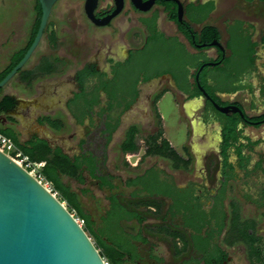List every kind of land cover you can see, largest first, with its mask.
I'll return each instance as SVG.
<instances>
[{"label":"trees","instance_id":"obj_1","mask_svg":"<svg viewBox=\"0 0 264 264\" xmlns=\"http://www.w3.org/2000/svg\"><path fill=\"white\" fill-rule=\"evenodd\" d=\"M157 3L163 8L166 18L175 22L178 30L190 45L194 42L208 43L212 39H221L220 29L210 22L206 23L209 13L215 7L214 0L205 2L196 0L185 3V18L181 22L176 21L177 5L172 0H158ZM40 16L41 8L37 4L36 18L28 40L23 48L17 49L10 55L7 65L0 70V80L22 58L31 44L38 28ZM156 19L157 12H154L150 18H139L147 32L145 44L143 47L131 50L129 58L125 62L115 63L112 78L108 79L104 74L90 70L88 66L76 71L79 89L74 93L69 104L75 105L76 118L79 123H82L85 118H89L90 122L94 123L92 115L97 116L101 125L99 134L103 136L106 145L111 141L113 132L120 125L122 114L132 106L139 96L138 85L140 82H147L163 74H170L177 87L188 94V98L200 95L201 91L197 82L191 83L189 79L191 78L193 81L194 75L206 59L191 62L187 60L184 56L187 53L184 46L179 44L176 38L165 36L158 29ZM194 24H201V28L197 30ZM227 32L226 48L230 54L224 58H221L222 55H220L217 58L220 64L204 68L198 78L200 85L214 97L218 104H225L227 101H222L216 95L217 92L231 94L245 87L253 90L252 85L240 80L243 75H249L255 68L256 50L255 42L251 40V33L244 30L243 22L240 20L230 25ZM170 42L181 46L182 57L177 63L180 70H171L164 65L158 67L157 61L149 53V46L153 47L161 43L162 46H165ZM48 43L53 50L58 46L53 32L48 35ZM135 54L138 55L135 56ZM146 57L151 62L149 66L148 63L144 65L142 62L136 61ZM235 57L244 58L246 63L244 68L242 67L239 71L230 68ZM62 60L58 56H54L53 61L43 57L33 69L26 70L22 66L14 75L17 74L23 83L30 84L38 76L55 72L57 62H62ZM190 69L194 71L190 73ZM208 73L213 77L211 83L206 82L205 79ZM91 78H96L97 81L89 86ZM2 87H0V91ZM101 91L106 94V100L102 103L99 96ZM165 91V88H161L152 97L154 129L142 136L146 145L143 157L155 156L164 159L169 169L173 171H189L192 168L193 158L188 148L184 146L185 153L179 154L163 136L161 116L157 110L156 102ZM14 103V96L3 95L0 98V112H8ZM207 106L213 115L209 118L204 117V121H217L220 124L223 165L229 167L225 156L228 155V148L233 146L235 154L239 156V167L245 168L249 156H245L244 150H252L261 139L254 140L243 133L244 128L240 127V123L244 124L243 119L238 114L219 112L210 103H207ZM40 121L56 128V130H60L64 126L63 122L56 118L43 117L40 118ZM140 131L136 123H131L124 129L117 146L120 153L124 155L137 152L136 137ZM0 132L9 137L16 148L22 154H26L30 160L44 162L40 167V173L50 183L53 190L57 191V198L65 203L66 209L73 212L74 216L82 221V227L108 264H142L138 243H149L144 232L150 236L158 234L170 238L171 249L175 255L185 253L189 247L194 248L204 264H224L227 260L228 248L241 243L245 246L248 264H257L262 261L261 250L255 246V243L260 239L255 234V224L252 220L241 217L240 205L233 198L224 205L225 195H219L217 206L214 209L215 213L211 215L203 208L199 201L200 197L192 195L191 188L183 191L177 189L172 176L155 165L121 178L120 175L107 170L105 155L84 147V140L79 143V152L69 155L60 146L51 145L45 139L33 136L22 141L18 132L11 127L0 125ZM123 164L130 168L127 162L123 161ZM258 166L259 162L256 163V167ZM225 174L228 178L227 172ZM64 179L73 180L78 187L72 188ZM87 179L93 181L100 190L107 192L108 204L103 209L99 208L102 212L96 214L97 217L90 212L89 208H86L84 199L88 200L89 196L92 198L89 188L85 186ZM125 188L130 189L128 194L124 193ZM164 198L171 199L169 207H166ZM148 216H153L159 222L147 224ZM177 216L180 218L177 219L178 221H174ZM187 229L190 231L188 234L186 233ZM178 241L181 246L177 244ZM179 264L190 263L184 260Z\"/></svg>","mask_w":264,"mask_h":264},{"label":"rangeland","instance_id":"obj_2","mask_svg":"<svg viewBox=\"0 0 264 264\" xmlns=\"http://www.w3.org/2000/svg\"><path fill=\"white\" fill-rule=\"evenodd\" d=\"M188 2L189 0H182ZM83 0H59L52 7L49 14L46 31H43L41 39L32 52L29 59L23 65L24 69H33L40 61L41 58L48 55H58L66 60L65 66L60 70L59 76L66 74L67 72H73L77 67L81 65L86 57L96 49V44L98 46V59L102 66H105L104 60L102 59L103 51L112 50L116 54H120L123 51V41L121 38L125 37L123 32L119 31L121 23L124 21V14H129L132 17L133 22L136 24L130 29H137L141 33L142 29L139 28L137 17L145 15L143 13L133 10L130 1L124 0V7L122 13L113 18L109 25L96 26L89 22L84 10H83ZM113 0H98V8L101 6L112 5ZM32 0H0V68L7 61V55L10 50L17 45H23L26 40L30 24L33 20V15L31 13ZM215 9L208 15L207 22L216 25L221 31V41L223 42L227 37L226 26L232 18H237L239 12L242 13L241 8H243L240 0H215ZM156 7V6H155ZM154 7V8H155ZM32 15V16H31ZM2 18V19H1ZM185 18V17H184ZM163 21V24H162ZM118 22V25H116ZM130 24V23H129ZM196 29L200 28V25L194 24ZM160 28L167 32L173 33L179 36L183 44L191 49L186 38L177 30V27L168 21L165 14L161 11L160 18ZM44 29V30H45ZM50 32L57 35L58 46L56 50H53L51 45L48 43V35ZM264 36V33H262ZM127 38V35H126ZM141 40H135L132 42L131 46H138ZM112 47V48H111ZM149 53L157 61L158 67H168L171 70H175L178 67L177 63L181 60L180 47L172 42L162 46L157 44L155 46H149ZM257 65L259 67L258 73L252 75V81H254V91L257 92L258 84H260L261 77H264V48L259 49L257 47ZM216 52L214 49L206 50L204 53L199 55H185L186 59L195 61L198 59H206L214 57ZM230 54V51H227ZM138 54H135V56ZM238 57V56H237ZM235 57L230 68L239 71L245 66L244 58ZM37 78V77H36ZM35 78V79H36ZM34 79V80H35ZM163 85L161 88H167L173 93H176L173 89L172 83L168 79L163 80ZM7 86H12L16 91L22 94H29V90L17 79V74L14 75L7 83ZM5 85V86H6ZM4 86V88H5ZM67 85H60L61 98L64 97L65 92H67ZM139 88L141 90L140 97L138 101L132 106V108L122 114L121 124L118 130L114 133V136L107 147L102 148V143L104 140L99 136L98 131L100 123L95 117V122L93 127L90 128L88 124L81 126L77 124L65 123L63 129L59 131L62 139L59 141L64 149L72 153L77 150L78 137L86 140V147H90L99 154L106 156V168L108 171L120 175L119 177L125 178L134 172H140L141 170L155 165L164 170L167 174L172 175L177 184H184L188 180H194L196 182H203V175L200 170L193 171H173L170 170L166 160L155 157V156H145L143 157L145 151V144L142 140L147 132L152 131L154 127L148 128V118L146 111L152 110V97L149 101L146 99L147 94H153L159 87L157 83L153 80L145 84H140ZM172 92H167L163 94L157 102V110L161 116V123L163 128V136L166 137L171 145L179 152L182 150V146L189 144L192 139L195 142L196 151H201L202 149H208V152L213 150L217 145L216 141L219 137L218 125L216 123L210 124L208 126L203 125L198 120V113L193 110L196 103L187 101L182 105L183 97L181 94H173ZM175 98L179 102L178 109L176 108L174 102ZM220 98L222 101L235 100L241 102L245 111L250 115H257L264 112V102L261 101L260 97L254 96L250 98L246 92L240 91L234 95L221 94ZM255 102L256 106L251 107L249 102ZM196 114L193 119L190 118V114ZM192 120V126H190V121ZM131 123L138 124L140 128V134L137 136L138 150L134 154H124L122 155L118 150V142L120 141L123 130L126 126ZM187 129V131H186ZM90 132V133H89ZM246 134L252 139H264V124L260 126L246 125ZM72 134V135H71ZM71 137L66 139L67 136ZM197 142V143H196ZM191 143V141H190ZM195 159V158H194ZM123 161L127 162L130 168L123 164ZM134 168V169H131ZM210 178V177H209ZM68 182L72 188H77L78 185L73 180L64 179ZM247 181V183H245ZM211 184L210 182H208ZM90 190V195L86 201V208H89L90 212L95 216L102 212L99 208H105L108 204L106 200L107 192L100 190L96 184L87 179L85 184ZM248 187V188H245ZM248 189V190H247ZM260 189L264 190V172L257 171L251 174L248 178L242 179V181H237L230 184V194L229 197L241 199L243 194L248 193L249 195H255ZM130 189L125 188L124 193L128 194ZM254 197V196H253ZM255 198V197H254ZM165 200V199H164ZM167 202V200H165ZM240 206L241 217L252 220L255 224L256 235L260 239L255 243V246L261 250L262 261L257 264L264 263V206L259 207L249 201L242 199ZM73 214V212H71ZM74 215V214H73ZM97 217V216H96ZM177 220V219H176ZM178 221V220H177ZM256 221V222H255ZM159 221L153 216H148L147 224L158 223ZM82 225V224H81ZM145 236L149 239L148 244L138 243V251L141 257L142 264H172V256L169 254V239L163 237L162 235H149L145 233ZM152 246V247H151ZM244 244L234 245L228 248L229 255L232 257L233 261L226 264H248V259L245 255V249H243ZM152 248V249H150ZM263 262V263H262Z\"/></svg>","mask_w":264,"mask_h":264},{"label":"water","instance_id":"obj_3","mask_svg":"<svg viewBox=\"0 0 264 264\" xmlns=\"http://www.w3.org/2000/svg\"><path fill=\"white\" fill-rule=\"evenodd\" d=\"M38 1L41 16L35 36L22 58L0 80V87L26 63L41 39L55 0ZM129 1L135 9L144 12L157 0ZM172 1L177 5L176 21L181 22L184 19V4L182 0ZM97 3L98 0H84V12L97 26L108 24L124 7V0H114L113 9L97 17L94 14ZM192 45L196 48L215 46L223 52L222 57L225 56L223 45L217 39H212L208 44L194 42ZM219 62L208 60L201 64L194 75L200 91L208 99L211 98L198 82V73L204 66H214ZM211 101L219 112L238 113L249 121L238 105H221ZM259 122H264V118L253 123ZM66 208L63 201L0 150V264H105L77 217Z\"/></svg>","mask_w":264,"mask_h":264},{"label":"flooded vegetation","instance_id":"obj_4","mask_svg":"<svg viewBox=\"0 0 264 264\" xmlns=\"http://www.w3.org/2000/svg\"><path fill=\"white\" fill-rule=\"evenodd\" d=\"M57 1H59V0H55V2L52 4V7L57 3ZM157 1L152 5V7L148 11H144V12L135 9L132 6L131 2H130V4H131L133 10H135L137 12H140V13H143V14L147 13L146 16H141V17L150 18V17H152V15L154 14V12H157V19H156L155 22L157 24L158 29L162 32V29L160 28L161 5L158 4ZM83 2H84V0H83ZM37 4L40 5V3H39L38 0H32L31 13L33 15V20H32V22L30 24V28L28 30V34H27V37H26L25 42L23 43V45H17L14 48H12V50H10V52L7 55V58H6L7 61L5 62V64L0 69H3L6 66V63L8 62L10 55L14 51H16L17 49H19L21 47L23 48V46L27 42L28 37H29L30 32H31V29H32V26H33L32 24L34 23L35 18H36V7H37ZM113 6H114V0H113L112 5H109L108 7L107 6H104V7L101 6V7L98 8V3H97L96 8L94 9V14L97 17H102V16L106 15L107 13H109L113 9ZM52 7H51V10H52ZM83 10H84V3H83ZM162 11H163V8H162ZM121 13L122 12H120L119 14H117L113 18L118 17ZM163 13H164V11H163ZM123 17H124L125 22L130 23V24L133 22L132 17L129 16L128 13L127 14H124ZM139 18L140 17L137 18V22L140 25L141 23L139 21ZM87 19L89 20V22L92 23V21L88 17H87ZM111 20L109 21L108 24H106V26L110 24ZM92 24H94V23H92ZM198 25H200V28H201V24H198ZM119 31L123 32V30H121V29ZM146 33H147L146 30L142 32V39H141L140 47H143V45L145 44L146 35H147ZM137 34L138 35H141V33L138 32V31H137ZM55 38H56V40L58 42V38L59 37L56 34H55ZM227 38H228V36L226 37V39L223 42L221 41V39L218 40L223 45V48H224V51H225L224 52L225 53V56L224 57H226L228 55L227 54L228 49L226 48V40H227ZM178 41L180 42L179 39H178ZM206 44H208V43H206ZM98 46H99V44H96V49L93 52V54H90L89 57H86L83 61H81V65L79 67H77L73 71V75L69 77V81H70V83L72 84V86L75 89L74 91H77L79 89V84H78L77 78H76V71L77 70L83 68L84 66H88V68L90 70H93L96 73L104 74V76L109 79V78H112V72H113V67H114L115 63L116 62L123 63V62H125L129 58L130 52H128L126 55H123L120 58H116V57L113 56V53H111L110 51H107L106 50V51H103V55H102V59L104 60L103 62L105 64V66H102L101 63H100V61H99V59H98V55H97L98 52H99L98 51L99 50L98 49ZM191 47L193 48V50L195 52L188 50L187 47L184 46L186 52L188 53V54L186 53V56L187 55H197V54L199 55L200 53L202 54L206 50H208V48H213L214 51L216 52L215 56L212 57V59H208V60H217V58L220 55L223 56V52L220 51L215 46H209L208 45V46H205V47L196 48L193 45H191ZM180 52H181V48H180ZM222 56H221V58H224ZM58 57H60V56H58ZM136 61H139V63L142 62V63H144V65H146V63H148V66L151 64V62L149 61V59L147 57L146 58H141V59L139 58V60H136ZM205 62H208V61H205ZM205 62H203V63H205ZM65 64H66V60L63 59L62 62H57L56 68H58L59 70H61L65 66ZM219 64H220V62L217 65H219ZM177 66L178 67H176V70L177 69L180 70L179 65H177ZM208 66H212V65H208ZM208 66H204L201 69V71L204 68H207ZM214 66H216V65H214ZM201 71H199V73ZM253 71H251L249 73V75H247V74L243 75V77H241L240 80L241 81H244L245 83L250 84V85H252L254 87L255 84H254V81H252V73H253ZM199 73H198V78H199ZM163 75H165V74H163ZM163 75L159 76L158 78L151 79V80H149L147 82H140L139 85L140 84H145V83H148V82L154 80L157 83L158 87H159L158 90H160L161 89V86L164 84L163 83V78H162ZM205 79H206V82L211 83L212 80H213L212 74L208 73V75L205 76ZM96 81H97L96 78H91V79H89V84L88 85L89 86H92V84H94ZM260 81L261 82H260V84H258V87H257V89H258L257 92H255L254 89L252 91H250L248 89V87H245V88H241L240 90H238V91H236L234 93L228 94V95H234V94H236V93H238L240 91H244V92L247 93L248 96H250V98H253L254 96L260 97L261 101L264 102V92H263L264 79L263 80H260ZM193 82H196L194 80V78H193V81H191V83H193ZM198 82H199V79H198ZM139 85H138L139 96L136 98V100L132 104V106L138 101V99L140 97L141 90L139 88ZM204 90L206 91V89H204ZM156 92H154L153 94H147L146 95L147 101H149L151 99V97H153V95ZM206 93L208 94V96L211 99H208L205 95L202 94V92H200V95L199 96L191 97V99L194 100L195 102H199V104L195 108L196 109V112L198 113L197 117H198L199 122H201L205 126H208L210 124L212 125V124L216 123L218 125V132H219V137L217 138V141H216L217 145L213 148V150H211L206 155H204V156H202L200 158V166L199 167L196 166V161L194 162V159H193V163H192L191 170H192V172L193 171H196V169L197 170H200V172H201V174L203 175V178H204L203 179V182H196L194 180H188L184 184H180L179 185V184L176 183L175 178L172 175L171 176H172V178L174 180V185H175V187L177 189H179V190L181 189L183 191L184 189L185 190H188V189L191 188L193 190L192 191V195L193 196H196V197H200L199 198V201L202 204L203 208L205 210H207V212H210L211 215L212 214L214 215V213H215V210L214 209L216 208L215 206H217L216 205V202H218L219 195H221V194H224L225 195V199L223 200L224 205L228 203V200L229 199H232V197H229V194H230V184L231 183H235L237 181H242V179L248 178L251 174H253V173L257 172V171L264 172V139L263 138L262 139L260 138L261 141L258 144H256L252 148V150H249V149H245L244 150L245 156H249V159H248V163L246 164V167L245 168H242V169L239 167V156L235 154L234 147L233 146H230L228 148V155L225 156L226 157V162L229 164V167H225L223 165V161H224V158L223 157L224 156L221 153L220 124L217 121H210V122H205L204 121V117H208L209 118V117H211L213 115V113L211 112L210 108L207 106V103H210L212 105V101L211 100L216 101L214 99V97L210 93H208L207 91H206ZM221 94H227V93H218V92L216 93V95L219 96V97H220ZM99 96H100V99H101V103L106 100V94H105V92H102L101 91L99 93ZM249 103H250V105H251L252 108H254L256 106L255 102H253V101L252 102H249ZM225 104H235V105H238L239 107L242 108L243 112H245V117L248 118L249 121H247L244 118H242L244 124L240 123V127L243 126V128H244V130H243V133L244 134H246V132H245V126L246 125L260 126V125L264 124V122H259L257 124H254L253 123V122H256V121H261L264 118V112H261V113H259L257 115H250V114H248L245 111V109H244L243 105L241 104V102L239 103V102H237L235 100H227V103H225ZM221 105H224V104H221ZM132 106L128 110H130L132 108ZM8 112L10 114L18 113L22 117H25L27 119H32V121H34V122H36V120L38 118V116L35 113V110H33L32 108L27 107L25 105V102L22 99H20V98H18L17 101L15 100L14 106ZM229 113H232V112H229ZM146 114H147V118H148V128L154 127V118H153V112H152V110L148 108V110L146 111ZM233 114H238V113H233ZM239 116H241V115H239ZM252 116H257L258 118L251 119L250 117H252ZM260 116H262V117H260ZM121 120H122V116H121ZM121 120H120V124H121ZM250 121H252V122H250ZM0 123L3 124V122H2L1 119H0ZM189 124H190V126H192V124H193L192 123V120L190 121ZM119 126H118V128H119ZM118 128L113 132L112 137L114 136V133L118 130ZM149 132H147V133H149ZM21 134H23V133H21ZM136 143H137V140H136ZM102 145H103V143H102ZM257 162H259V166L258 167H256V163ZM158 168L160 169V167H158ZM226 172L229 175L228 178H227V176L225 174ZM168 175H170V174H168ZM208 182H210L211 184H209ZM245 183H247V181ZM245 188H248V187H245ZM164 199L167 200L166 207L167 206L169 207V205L171 203V199H169V198H164ZM233 199L240 206H241V202L240 201H242V199H244L245 201H249V202H252L254 204H257L259 207H263L264 206V190L263 189H260V191L258 193H255V195H253V194L252 195H249L248 193H245V194H243V196H242L241 199H236V198H233ZM175 218L179 219L180 217L177 216ZM231 247H233V246H231ZM243 249H245V246L243 247ZM228 259H229V252H228V256H227V260Z\"/></svg>","mask_w":264,"mask_h":264},{"label":"crops","instance_id":"obj_5","mask_svg":"<svg viewBox=\"0 0 264 264\" xmlns=\"http://www.w3.org/2000/svg\"><path fill=\"white\" fill-rule=\"evenodd\" d=\"M189 1H196V0H189ZM199 1L205 2L207 0H199ZM240 1H241L242 6H243V8H241L242 13L239 12V15L237 18H232V20H230L228 22V24L226 26V31H227V28L230 25H233L235 21L240 20L241 22H243L244 30L246 32L251 33V40L253 42H255V50H256V59H255L256 62L254 63L255 68H254V71L252 73V75H253L255 73H258V69H259V67L257 65V59H258L257 47L259 49L264 48V36L262 34V33H264V0H240ZM182 2H183V4L187 3L184 1H182ZM214 3H215V0H214ZM215 6H216V4H215ZM161 11H162V7H161ZM164 14H165V12H164ZM146 15H147V13H145V15H142V16H146ZM139 17L141 18V16H139ZM165 17H166V14H165ZM168 21H170V20H168ZM170 22L177 27V25L175 24L174 21H170ZM162 24H163V21H162ZM116 25L120 26L118 24V22ZM133 26L134 27L136 26V24L134 22L129 24V23L125 22V20H124L123 23H121V27H119V29L123 30V35L125 36V37L121 38V40L124 43L123 44V51L120 54L119 53L116 54V53H114V51L109 50L111 53H113L114 57L120 58L123 55H126L131 50H134V49L140 47V44L138 46H131L133 41L142 39L141 35L137 34V29L136 30L130 29V27L132 28ZM138 27L142 29V32L145 31V27L143 25L140 24ZM177 30H178V28H177ZM162 32L165 34V36L174 37V38H176V41L179 42L178 41V39L180 40L179 36H176L173 33H167L163 30V28H162ZM126 35H127V38H126ZM227 36H228V32H227ZM179 44H182L183 46H185L183 44L182 40H180ZM179 47L181 48V46H179ZM190 47H191V45H190ZM209 49H211V48H209ZM188 50L194 51L192 47H191V49H188ZM54 56H58V55L51 54V55H48L45 57L48 60L50 59L53 61ZM209 59H212V57ZM199 60H203V59L200 58ZM7 63H6V65H7ZM37 63H39V60ZM193 71H194L193 69H190V73H192ZM59 73H60V70L58 68H56L55 72H53L51 74H43L41 76H38L30 84H26L25 82L23 83V81H21L19 76L17 75V79L21 83H23V85L29 90V94L19 93L12 86L11 87L7 86L6 85V83L8 82L7 81L3 85L2 90L0 91V98L3 95L8 94V95L14 96L15 98L22 99L25 102V105L27 107L35 110V113L38 116V118H37L36 122H34V121H32V119H27L25 117H22L18 113L10 114L9 112H6V113L0 112V119L3 122V124L0 123V125L3 127L14 128L18 132L19 138L22 141L28 140L29 138H31L33 136L38 137V138L47 140L51 145L60 146L69 155H74V154H77L79 152V143L81 142V140H84L83 145H84V147H86V140L78 137L77 150L73 151L72 153H69L64 149V147L59 142L62 139V136L59 134V131H61L63 128L60 130H56V128L54 129L53 127L49 126L47 123L40 121V118L50 117L53 119L56 118L57 120H60L61 122H63V124H65L66 122L71 124V125L77 124V125H81V126L88 124L90 126V128L93 127L94 123H91L89 118H85V119H83L82 123H79L77 118H76L77 111L75 109V105L69 104L70 99L73 97L74 93L76 92V91H74L75 89L69 81V77L73 75V72H67L66 74H63L62 76H59ZM165 75L166 76L163 77V80L168 79L169 82L172 83L173 89L176 93H173L169 89L165 88L166 91L163 94H166L167 92H172L173 94H176V95L181 94L183 97L182 98L183 99L182 105L185 104L187 101L195 102L191 98H188L187 93H185L184 91L180 90L177 87L176 83L174 82V80L172 79L170 74H165ZM263 79H264V77H261V80H263ZM191 81H192V79L190 78L189 82H191ZM60 85H67L66 87H68V90H67V92H65L63 98H61ZM4 86H5V88H4ZM252 89H254L253 86H252ZM163 94L161 96H163ZM161 96H160V98H161ZM158 100H157V102H158ZM157 102H156V106H157ZM195 103H196V105H195L193 110H196L195 108L199 104V102H195ZM174 104H175L176 108L178 109L179 102H177L176 98H175ZM95 110H97V109H95ZM195 115H196L195 113L194 114L192 113L189 116L191 117V119H193V116H195ZM92 116H93V122H95V117L97 118V116H95V115H92ZM98 121L100 123L99 119H98ZM98 127H99L98 129H100L101 125ZM186 131H187V129H186ZM21 133H23V134H21ZM98 134H99V131H98ZM71 135L67 136L66 139H69L71 137ZM99 136L102 137V139L104 140L103 136H101L100 134H99ZM190 141H191V143H190ZM190 141H189V144H191V146L184 143V145L182 146V150L179 152L175 149V147L173 145H172V147L179 154H183V153H185L184 152V146H186L188 148L189 153L191 154L192 158L193 159L195 158L194 162L196 161V166L199 167L200 166V158L208 153V149H205V147H204V149H202L201 151L198 152L195 149V146H196L195 142H193L192 139ZM168 142L170 143L169 140H168ZM107 145L105 144V140H104L102 148L105 149L107 147ZM170 145H171V143H170ZM86 148L93 150L88 146ZM126 154H134V153H126ZM176 219L177 218H175L174 220L177 221ZM189 232H190L189 229H187L186 233L188 234ZM177 244L179 246H181V243L179 241L177 242ZM169 251H170L169 254L172 256V259H173L172 264H179L184 260L188 261L190 264H204L203 261L200 260V255L192 247H189L185 253H182L180 255H175L171 249V239L170 238H169ZM231 261H233V259L229 255V259L226 260V262H224V264L231 262Z\"/></svg>","mask_w":264,"mask_h":264},{"label":"built area","instance_id":"obj_6","mask_svg":"<svg viewBox=\"0 0 264 264\" xmlns=\"http://www.w3.org/2000/svg\"><path fill=\"white\" fill-rule=\"evenodd\" d=\"M0 150L12 158L16 163L22 166L25 171L27 170L32 176L42 183L53 195L57 196V191L53 190L52 186L46 181L40 173V167L44 162H34L30 160L26 154H22L14 145L12 140L0 132ZM77 221L82 224V221L77 218ZM105 264L108 262L104 259Z\"/></svg>","mask_w":264,"mask_h":264}]
</instances>
